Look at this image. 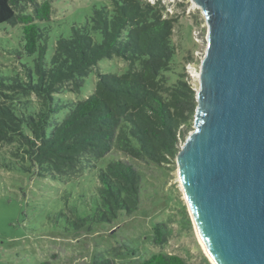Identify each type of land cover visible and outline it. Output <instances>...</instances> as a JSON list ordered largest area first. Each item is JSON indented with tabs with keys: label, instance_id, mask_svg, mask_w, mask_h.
I'll return each instance as SVG.
<instances>
[{
	"label": "trees",
	"instance_id": "1",
	"mask_svg": "<svg viewBox=\"0 0 264 264\" xmlns=\"http://www.w3.org/2000/svg\"><path fill=\"white\" fill-rule=\"evenodd\" d=\"M52 0H0V23L19 25L23 50L34 59V76L28 81L15 75H0V90L10 100H0V142L22 146L36 174L76 173L88 167L83 158H101L113 149L136 160L169 163L179 149V140L191 128L195 91L181 73L169 83L175 45L172 40L175 18L162 16L158 1L111 0L94 6L84 24H73L68 37L53 43L46 59ZM93 33H99L96 41ZM120 57L127 63L122 74L98 72L94 89L82 100H70L61 120L53 115L61 107L58 95L78 92L84 78L103 58ZM12 82L6 83V80ZM35 94L38 106L20 96ZM16 154V153H15ZM95 206L79 222H109L120 211L131 214L139 206L140 172L133 164L111 160L97 175ZM163 222L153 226V240L165 242ZM42 264H48L47 262ZM92 264H118L107 256L95 257ZM133 264H187L176 255L151 253Z\"/></svg>",
	"mask_w": 264,
	"mask_h": 264
},
{
	"label": "rangeland",
	"instance_id": "2",
	"mask_svg": "<svg viewBox=\"0 0 264 264\" xmlns=\"http://www.w3.org/2000/svg\"><path fill=\"white\" fill-rule=\"evenodd\" d=\"M110 1L52 0L50 20L43 22L50 26L46 59L58 37H68L73 24H84L94 6ZM146 1H159L162 16L176 19L172 34L175 55L172 70L166 72L168 82H175L181 73L196 91L207 44V26L201 9L191 0ZM93 37L101 40L99 33H93ZM35 56L23 50L19 25L0 23V75H17L28 81V71L34 76ZM126 70L127 63L120 57L99 60L78 92L67 90L58 95L59 103L65 106L52 116L48 131L54 120L64 117L70 100H82L92 93L98 72L122 74ZM0 90L13 91L3 86ZM20 98L38 106L35 94ZM1 99L10 100L0 94ZM192 130L193 122L186 137ZM185 138L179 140V147ZM21 147L18 142H0V264H92L95 257L101 256L111 257L118 264H133L158 252L176 254L187 264H213L203 250L186 206L175 157L159 165L135 161L113 149L101 158H89L88 162L83 158L82 164L90 166L61 176L36 174L29 160L21 158ZM113 159L127 161L140 172L139 206L131 214L120 211L109 222L86 220L82 224L78 218L89 216L95 206L98 172ZM157 222H163L167 230L161 244L152 237Z\"/></svg>",
	"mask_w": 264,
	"mask_h": 264
},
{
	"label": "water",
	"instance_id": "3",
	"mask_svg": "<svg viewBox=\"0 0 264 264\" xmlns=\"http://www.w3.org/2000/svg\"><path fill=\"white\" fill-rule=\"evenodd\" d=\"M191 1L207 44L179 181L215 264H264V0Z\"/></svg>",
	"mask_w": 264,
	"mask_h": 264
},
{
	"label": "bare ground",
	"instance_id": "4",
	"mask_svg": "<svg viewBox=\"0 0 264 264\" xmlns=\"http://www.w3.org/2000/svg\"><path fill=\"white\" fill-rule=\"evenodd\" d=\"M197 234H198V233H197ZM197 236H198V238H199V240H200V242H201V245H202V247H203V250L205 251V249H204V245H203V242H202L201 238L199 237V235H197ZM205 252H206V251H205ZM206 254H207V252H206ZM207 255H208V254H207ZM208 257H209V255H208ZM209 258H210V257H209ZM210 260L212 261L213 264H215L211 258H210Z\"/></svg>",
	"mask_w": 264,
	"mask_h": 264
}]
</instances>
